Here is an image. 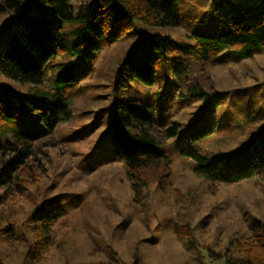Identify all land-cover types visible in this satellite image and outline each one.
Here are the masks:
<instances>
[{
    "label": "rangeland",
    "instance_id": "374dc122",
    "mask_svg": "<svg viewBox=\"0 0 264 264\" xmlns=\"http://www.w3.org/2000/svg\"><path fill=\"white\" fill-rule=\"evenodd\" d=\"M86 1L71 0L70 5L78 11ZM174 9L179 19L174 27L136 21L109 44L90 33L89 56L71 57L77 63L68 97L72 116L60 120L51 134L25 137L31 123L25 112L15 121L5 119L14 111L6 93L28 92L31 86L0 77V145L31 144L25 164L0 188V264H227L224 255H236L240 244L254 236L251 226L264 225V179L213 183L196 174L200 162L191 154L198 151L211 160L264 131V48L252 57L224 49L213 64L188 58L190 69L182 82L199 75L206 88L217 90L214 111L203 99L178 94L182 82L172 69L182 56L171 55L162 63L152 85L131 79L125 60L140 57L143 33L197 45L201 39L194 32L217 37L223 30L212 0H177ZM11 16L0 15V49L12 39ZM55 73L48 70L43 87H53ZM117 99L151 107L160 128L177 125V133L158 147L172 159L167 183L150 182L142 201L124 163L114 158L107 134ZM56 100L49 96L48 102ZM211 118L215 131L192 140L191 131ZM48 202L61 206L64 214L40 255L33 215Z\"/></svg>",
    "mask_w": 264,
    "mask_h": 264
},
{
    "label": "trees",
    "instance_id": "16d2710c",
    "mask_svg": "<svg viewBox=\"0 0 264 264\" xmlns=\"http://www.w3.org/2000/svg\"><path fill=\"white\" fill-rule=\"evenodd\" d=\"M176 1L87 0L78 11H74L71 0H0V15H12L9 21L14 28L12 39L0 49V77L31 86L28 92L6 93L8 104L14 105V111L7 112L5 119L15 121L18 114L25 112L34 116H30L31 123L25 130V137L51 134L60 120L72 116L68 97L76 83L77 63L71 57L89 56L86 44L90 33L106 37L105 43L109 44L126 34L136 21L151 26H177ZM212 3L215 14L223 21L219 36L194 32L193 35L201 40L193 45L184 39L143 33L138 42L140 57L130 55L125 60L130 78L152 85L158 67L175 55L182 57L172 70L182 82L190 69V57L204 64H213L220 61L218 54L224 49L252 57L258 47L264 48V0H212ZM48 70L56 72L50 88L43 87ZM198 76L180 83L178 94L203 99L214 111L220 93L206 88ZM115 88L119 94V82ZM49 96H54L57 102L49 104ZM113 115L107 133L113 156L124 163L136 198L142 201L144 188L150 182L167 183L172 159L158 147L177 133V125L160 128L156 125L153 109L140 107L133 99H117L113 104ZM215 128L214 118L203 121L191 131V138L194 141L203 139ZM30 146L29 141L0 145V188L10 184L17 170L25 164L31 154ZM191 154L200 162L196 174L213 183L232 184L253 177L264 179V131L240 149L218 152L211 160L198 151ZM41 207L33 215L40 255L51 245L52 227L64 214V209L53 202ZM251 227L254 236L240 244L236 255H224L227 264H264V225L257 223Z\"/></svg>",
    "mask_w": 264,
    "mask_h": 264
}]
</instances>
